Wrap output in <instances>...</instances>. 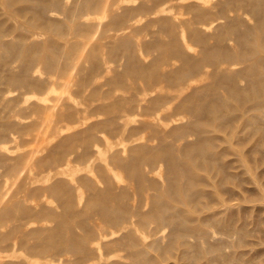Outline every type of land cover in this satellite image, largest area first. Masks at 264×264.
Returning <instances> with one entry per match:
<instances>
[{"label": "bare ground", "instance_id": "bare-ground-1", "mask_svg": "<svg viewBox=\"0 0 264 264\" xmlns=\"http://www.w3.org/2000/svg\"><path fill=\"white\" fill-rule=\"evenodd\" d=\"M251 156L264 0H0V264H262Z\"/></svg>", "mask_w": 264, "mask_h": 264}, {"label": "rangeland", "instance_id": "rangeland-1", "mask_svg": "<svg viewBox=\"0 0 264 264\" xmlns=\"http://www.w3.org/2000/svg\"><path fill=\"white\" fill-rule=\"evenodd\" d=\"M121 69L122 67L121 68L119 67L120 71ZM119 89L121 88L119 87ZM34 134L37 135L38 139L35 138L36 136H33ZM41 135H42V132H41ZM23 137L24 139L19 137L15 144L5 143L4 145L11 147V149H13L12 147L17 146L19 150L21 151L24 150V152H27V154H31L34 151L40 149L41 141L39 140L38 133L36 132L31 133ZM106 137H108V134L106 135ZM112 141H115V139H113ZM250 144H251L250 142L245 141V144L240 146L239 149L240 150L247 149ZM98 145L101 150L107 147L101 141H98ZM110 154L111 152L108 153V155ZM37 155H40V153H38ZM30 158H31V155H25L24 160H30ZM227 158L233 159L234 157L228 156ZM247 161H248L247 163L249 167L252 170V175H251V179L247 181L245 185H243V187L246 186L245 191H243L242 190L243 188H241V186L238 185L234 195H232L230 198L227 197L228 200L226 201L228 204L232 205L233 210L235 211L239 210L237 212V217L239 219V222L243 220V214L245 213L246 220L248 221L247 227L249 229H257L259 226H261V228L263 229L264 228V196L262 197V195H264V160L257 161L253 159V156H251L250 161L249 160ZM237 165L238 164L234 163L232 167H237ZM37 171L38 170L35 169V172ZM6 181H7L8 187L10 188L15 187L13 184L12 178H8ZM253 181L257 182V184L260 186V191L262 193H257L256 191H254L256 189H253L252 185L248 183V182L253 183ZM1 184H2V179L0 180V185ZM31 195L36 202L35 204H38V205L45 204V205H48V206L50 205L51 207H55V208L58 207V203L55 200L56 198L50 193H46L44 195H38V194H31ZM84 196L86 197V195ZM222 196L226 198V195L222 194ZM241 207H246L247 211L244 212L243 210H240ZM246 240H247L246 243L242 244L241 246L236 245V247H231V246H229L230 248L227 247L228 250L226 251L229 252L232 249H235L238 251L242 250L245 253L247 252L246 254L248 257L252 256L255 259V261L259 260L262 264H264V236L257 237V234H255V237L254 235L248 236Z\"/></svg>", "mask_w": 264, "mask_h": 264}]
</instances>
